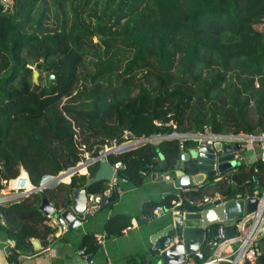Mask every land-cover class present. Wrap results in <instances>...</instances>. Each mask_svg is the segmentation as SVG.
Returning a JSON list of instances; mask_svg holds the SVG:
<instances>
[{
    "label": "trees",
    "instance_id": "obj_1",
    "mask_svg": "<svg viewBox=\"0 0 264 264\" xmlns=\"http://www.w3.org/2000/svg\"><path fill=\"white\" fill-rule=\"evenodd\" d=\"M11 1L10 9L0 2V194L3 182L11 181L13 191L39 187L43 178L75 168L85 154L97 158L114 143L207 127L235 135L264 129V0ZM88 63L92 72L82 76ZM35 70L39 80L54 76L50 87L33 82ZM200 104H210L213 114L208 117ZM251 105L257 121L249 118ZM181 154L179 141L164 140L111 155L109 162L123 164L118 179L140 187L154 172L174 175ZM162 161L165 168L158 170ZM98 169L99 163L90 166L89 178ZM263 171L261 162L241 165L189 196H249L253 180L263 185ZM87 179L76 174L66 185V175V184L0 203V231L15 243L10 264L33 248L31 240L55 232L39 210L42 199L66 211ZM107 190L108 183H98L89 194ZM176 199L147 202L143 213L170 210ZM118 202L114 188L104 208ZM130 227L129 216H114L106 239ZM81 248L92 256L100 245L87 235ZM129 263L137 264L136 258Z\"/></svg>",
    "mask_w": 264,
    "mask_h": 264
},
{
    "label": "water",
    "instance_id": "obj_2",
    "mask_svg": "<svg viewBox=\"0 0 264 264\" xmlns=\"http://www.w3.org/2000/svg\"><path fill=\"white\" fill-rule=\"evenodd\" d=\"M40 73L35 70L33 82L38 84ZM54 76L44 75L46 87H50V82ZM152 141L155 140L151 139ZM115 150L113 148H104L100 151L97 158L87 162L86 169L99 163V169L92 178L87 179L84 187L75 189L72 193L71 206L66 211H60L55 218L62 226L67 225L70 231L80 227L83 221L80 220L87 208V197L89 189L98 183H110L115 176V171L109 162V156ZM240 150V145H223L216 143L214 149L203 147L199 151H188L181 154L182 167L185 170L177 171L168 180V184L173 187L171 196L179 198L186 189L194 188L216 178L214 170L215 162L218 164V173H232V169L239 167L240 164L235 161V153ZM222 154L216 158L215 153ZM187 164V165H186ZM165 163L162 161L158 170L164 169ZM196 169L195 173H188V170ZM79 169H73L71 172L61 173L57 179L50 184L42 183L39 187L28 189L22 196L23 198L39 194L53 184H66L62 178L66 175L71 178L79 173ZM158 173L152 174V179L156 180ZM7 184V182H6ZM217 205V207H213ZM257 209V200L250 198L246 201L240 195L225 198L220 202L205 206V211L190 207L189 205L179 206L175 214L167 210L163 216H167L163 221L152 224L149 232L152 243V254L158 260L159 264H186L187 257L194 258L197 262L202 261L211 254V249L207 245L211 237V230L219 224L226 227L225 238L235 237L236 220L244 215H250ZM39 210L50 217L55 212L49 202L43 198ZM94 215L88 214L86 219H92ZM148 223V222H147ZM35 250L40 248V243L33 240ZM262 257L258 264H264V243L261 244ZM90 259H93L90 257Z\"/></svg>",
    "mask_w": 264,
    "mask_h": 264
},
{
    "label": "built area",
    "instance_id": "obj_3",
    "mask_svg": "<svg viewBox=\"0 0 264 264\" xmlns=\"http://www.w3.org/2000/svg\"><path fill=\"white\" fill-rule=\"evenodd\" d=\"M1 4L4 5L6 9H10L12 6L11 0H0ZM150 139H140V140H132L125 142L121 145H116L115 143L110 147L105 148H113L115 150L111 153V155H119L122 152L127 150L139 147L141 145L147 143L158 144L164 140H177L179 141L180 150L183 153L188 151H199L201 148L206 147L210 149H214L216 143H221L223 145H240V150L235 153V161L241 165L245 166H253L259 162L264 163V130L255 134H214L211 132L209 128H205L202 132L199 133H172L167 136H158L155 137V140L152 141ZM190 143L192 147L187 148L186 144ZM222 153L216 152L215 156L218 158ZM110 155V156H111ZM92 158H90L91 160ZM94 159V158H93ZM89 160V161H90ZM88 161V162H89ZM86 163H80L75 168H72L65 172H71L73 169H79V173L77 175L80 176H89L88 169H86ZM85 168L86 172L83 173L81 171L82 168ZM115 176L114 179L108 183L109 191L107 190L103 194H88L87 197V208L80 218L81 221L86 220V216L88 214L95 215L99 213L105 204L108 203V200L112 194V190L114 186L119 182L123 181L117 178V172L123 167L121 162L112 165ZM218 164L215 162L214 170L217 175L213 180V183L206 182L194 188L186 189L183 191V195L179 197L176 201H173L172 208L169 210L171 213L175 214V210L179 206L189 205L192 208L201 210V212L205 211V206L214 204L222 201L225 198H222L220 195L207 196L202 201L198 199H193L189 196L192 192L198 191L206 186H214L217 183L223 180L224 173H218L217 171ZM238 168V167H236ZM236 168L232 169L233 171ZM232 171V172H233ZM64 173V172H62ZM141 174L145 175L144 172ZM60 175V174H59ZM58 175V176H59ZM47 176L50 179L49 182H43L45 184L53 183L57 177ZM169 174H164L162 177L164 180H168ZM263 185H259V183L253 180L255 188L253 193L249 196L243 197L246 201L247 199L253 198L257 200V209L254 213L250 215H244L243 217L236 220L235 223V237L231 239L225 238L226 227L223 224H219L211 230V237L207 241V245L211 249V254L204 258L202 261L197 262L192 257H187L186 264H258L259 259L262 257L261 252V244L264 243V171H263ZM126 182V181H125ZM6 184V182H5ZM8 184V183H7ZM6 184V185H7ZM42 184V183H41ZM190 197V198H189ZM26 198V197H25ZM7 202L0 200V203ZM213 207H217L214 205ZM166 210L163 208H158L156 211V216L160 217L165 214ZM51 223L50 227L53 229H58L61 232L67 233L68 226H62L58 223L57 219L54 216H50ZM56 236H58L56 234ZM95 240L98 245H104V237L97 235L95 236ZM81 248V247H80ZM80 256L87 257L85 253V249L81 248L79 251Z\"/></svg>",
    "mask_w": 264,
    "mask_h": 264
},
{
    "label": "crops",
    "instance_id": "obj_4",
    "mask_svg": "<svg viewBox=\"0 0 264 264\" xmlns=\"http://www.w3.org/2000/svg\"><path fill=\"white\" fill-rule=\"evenodd\" d=\"M182 170H185V168L182 167L180 159L175 172ZM157 173L158 178L156 180H153L152 175H150L140 187H134L125 181H119L114 186L119 194V202L116 205L112 208L103 207L92 219H86L80 227L73 231L68 229V232L64 233L55 229L54 234L43 241L33 239L40 243L38 250H35L33 240H31L33 248L27 253H22L18 264H134L129 263L131 258H136L137 264H159L152 254L153 246L149 232L153 223L163 221L167 216L157 217L156 209L149 217L143 213V207L147 202L161 203L171 196L173 187L168 184V180L173 175L169 174L168 180H164L162 176L165 173ZM109 187L108 184V191ZM26 191L27 189H25ZM49 204L55 210L52 215L55 218L61 210H57L54 204ZM43 215L45 216L44 213ZM117 215L129 216L131 227L124 231L121 237L107 240L106 224L112 217ZM47 218L49 219L48 225H50L51 219L50 217ZM2 224L4 225V222ZM87 235H93L94 238L97 235L104 237V245L100 246L95 255L83 257L80 256L79 251L82 241ZM14 249L15 243L8 238L6 233L0 231V264H10L8 257ZM90 257L93 259H90Z\"/></svg>",
    "mask_w": 264,
    "mask_h": 264
},
{
    "label": "rangeland",
    "instance_id": "obj_5",
    "mask_svg": "<svg viewBox=\"0 0 264 264\" xmlns=\"http://www.w3.org/2000/svg\"><path fill=\"white\" fill-rule=\"evenodd\" d=\"M257 29L259 30V31H262L263 30V26H258L257 27ZM94 41L97 43V42H99V38L98 37H96V38H94ZM88 67H86L85 69H83L82 71H81V74H82V76H87L89 73H91L92 72V65H91V63H88V65H87ZM45 83V81H44V75H43V77L41 78V80H39V82H38V84H44ZM85 84V81H82L81 82V84H80V86H82V85H84ZM203 104H200V105H198V108H199V110H201V111H203L204 113H208V117L209 116H211L212 114H213V111H214V108L210 105V104H208V105H206V107H203L202 106ZM257 109H256V107L254 106V105H251L250 107H249V118L250 119H253V120H256L257 121V119H258V113H257ZM208 128V127H207ZM264 130V129H263ZM88 159H90V157H89V154H85V155H83V161L81 162V163H86V162H88L89 160ZM24 170H22L21 171V174H22V172H23ZM20 174V175H21ZM20 177V176H19ZM88 178H89V176H88ZM50 181V179L49 178H47L45 181H44V178H43V180H42V183L43 182H49ZM11 182V181H10ZM3 184L5 185V189L1 192V194H0V200H2V201H7V203L8 202H11V201H17V200H19V199H23V195L26 193L25 192V189L24 190H18V191H11L10 189H9V186H10V184L8 185H6L5 184V182H3ZM10 191H9V190ZM13 190H16V189H13ZM32 196V195H31ZM28 197H30V196H28ZM3 203H5V202H3Z\"/></svg>",
    "mask_w": 264,
    "mask_h": 264
}]
</instances>
